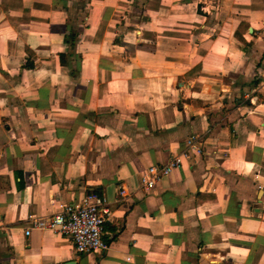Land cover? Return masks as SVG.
Instances as JSON below:
<instances>
[{"label":"crops","instance_id":"crops-1","mask_svg":"<svg viewBox=\"0 0 264 264\" xmlns=\"http://www.w3.org/2000/svg\"><path fill=\"white\" fill-rule=\"evenodd\" d=\"M91 190L107 249L34 226ZM70 260L264 264V0H0V264Z\"/></svg>","mask_w":264,"mask_h":264},{"label":"built area","instance_id":"built-area-1","mask_svg":"<svg viewBox=\"0 0 264 264\" xmlns=\"http://www.w3.org/2000/svg\"><path fill=\"white\" fill-rule=\"evenodd\" d=\"M190 149L199 152L194 137L186 140V147L180 154L173 155L165 163L148 166L141 175L140 188L150 191L157 182L168 176L181 165L184 157L190 156ZM119 198L130 195L125 187L118 190ZM111 210L105 198L96 192H87L77 203L60 204V209L48 218L34 219V226L47 228L59 234L69 236L76 253L100 252L107 249V243L102 239L104 223L110 218ZM29 229L25 234H29ZM131 259L126 257V261Z\"/></svg>","mask_w":264,"mask_h":264},{"label":"trees","instance_id":"trees-1","mask_svg":"<svg viewBox=\"0 0 264 264\" xmlns=\"http://www.w3.org/2000/svg\"><path fill=\"white\" fill-rule=\"evenodd\" d=\"M83 5H84V7H86V2H83ZM84 7H82V8H84ZM76 19H77V17H73L69 21H70V23H72ZM78 37H79V32H78L76 26L70 25V31H69L68 35L66 36V42H68L74 48V45L76 44V42L78 40ZM24 67H26V68H33L34 67V63L29 57H27V61L24 64ZM88 192H97V191L91 190ZM97 193L99 194V192H97Z\"/></svg>","mask_w":264,"mask_h":264},{"label":"water","instance_id":"water-1","mask_svg":"<svg viewBox=\"0 0 264 264\" xmlns=\"http://www.w3.org/2000/svg\"><path fill=\"white\" fill-rule=\"evenodd\" d=\"M64 264H77V263L74 260H70V261L65 262Z\"/></svg>","mask_w":264,"mask_h":264}]
</instances>
